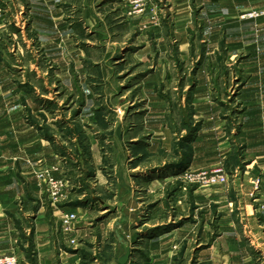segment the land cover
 Returning <instances> with one entry per match:
<instances>
[{"label": "rangeland", "instance_id": "1", "mask_svg": "<svg viewBox=\"0 0 264 264\" xmlns=\"http://www.w3.org/2000/svg\"><path fill=\"white\" fill-rule=\"evenodd\" d=\"M212 2L148 0L129 15L127 0H0L2 66L66 183L54 204L41 192L57 212L60 253L78 257L68 264H119L125 245V264H264L261 178L244 189L238 136V64L248 54L228 44L227 27H212ZM198 75L208 89L203 115ZM202 129L215 152L201 161L221 165L225 184L183 175L197 169ZM65 212L76 215L67 232Z\"/></svg>", "mask_w": 264, "mask_h": 264}, {"label": "crops", "instance_id": "2", "mask_svg": "<svg viewBox=\"0 0 264 264\" xmlns=\"http://www.w3.org/2000/svg\"><path fill=\"white\" fill-rule=\"evenodd\" d=\"M252 9H264V0H213L208 8L212 27H227L230 31L228 44L231 47L233 44L246 47L242 51L248 56L238 64L244 85L237 96L243 108L238 136L245 145V160L249 161V168L241 173L242 184L244 189L249 188L252 176L259 175V194L264 202V17H239ZM235 56L229 57V63ZM2 62L5 61L0 58V255L14 254L19 264H54L55 259L59 264L77 262L76 254L60 253L55 231L57 212L52 209L54 206L50 201L43 198L34 173L43 167H57L58 158L36 129L24 119L20 89L13 85L12 76L3 68ZM198 78L194 101L196 109L203 115L210 108L208 89L205 76L200 78L198 75ZM212 110L214 113L219 110L216 103ZM222 124L220 119H216L212 125L217 128ZM210 131L202 129L195 140L193 161L196 160L197 169L208 168L213 162L201 161L207 155L206 151L214 149L215 152L214 141L212 147L208 146ZM53 175L59 177L61 174L57 169ZM27 239L34 248H27Z\"/></svg>", "mask_w": 264, "mask_h": 264}, {"label": "built area", "instance_id": "3", "mask_svg": "<svg viewBox=\"0 0 264 264\" xmlns=\"http://www.w3.org/2000/svg\"><path fill=\"white\" fill-rule=\"evenodd\" d=\"M148 0H127L128 14L135 13L143 9L145 3ZM242 19H257L264 17V9H252L245 11L239 15ZM57 167H43L35 171L36 179L39 186L47 195V198L54 204L63 195L65 188L64 178H57L53 175ZM183 175L192 183L198 185H221L227 182V173L225 169L217 164L203 169H188ZM75 213L65 212L62 215V226L64 231H70L72 229L71 223L75 218ZM0 264H18V259L14 254L0 255Z\"/></svg>", "mask_w": 264, "mask_h": 264}, {"label": "water", "instance_id": "4", "mask_svg": "<svg viewBox=\"0 0 264 264\" xmlns=\"http://www.w3.org/2000/svg\"><path fill=\"white\" fill-rule=\"evenodd\" d=\"M130 256V248L129 246L125 245V252L118 258L119 264H125Z\"/></svg>", "mask_w": 264, "mask_h": 264}, {"label": "bare ground", "instance_id": "5", "mask_svg": "<svg viewBox=\"0 0 264 264\" xmlns=\"http://www.w3.org/2000/svg\"><path fill=\"white\" fill-rule=\"evenodd\" d=\"M159 180H155L154 182H152V184H155V183H157Z\"/></svg>", "mask_w": 264, "mask_h": 264}]
</instances>
